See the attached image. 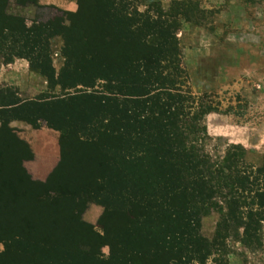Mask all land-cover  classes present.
<instances>
[{"label":"trees","instance_id":"16d2710c","mask_svg":"<svg viewBox=\"0 0 264 264\" xmlns=\"http://www.w3.org/2000/svg\"><path fill=\"white\" fill-rule=\"evenodd\" d=\"M9 1L51 13L27 25L7 12ZM174 1L158 12L140 11L134 0H76L68 12L38 0H0V65L21 58L45 79V91L30 99L0 84V149L24 146L11 120L59 132V160L45 180H29L19 165L0 191L12 198L41 185L35 202H42L53 175L64 183L52 191L58 208L34 207L30 247L19 244L29 241L24 232L0 237V264H59L51 245L64 249L60 264H228L235 245L260 247L264 146L257 166L237 143L216 155L204 149L203 117L218 103L189 90L176 38L178 17L202 10ZM54 37L62 41L57 71L49 57ZM95 196L105 208L100 234L80 217ZM211 211L217 218L205 238L200 220Z\"/></svg>","mask_w":264,"mask_h":264},{"label":"rangeland","instance_id":"374dc122","mask_svg":"<svg viewBox=\"0 0 264 264\" xmlns=\"http://www.w3.org/2000/svg\"><path fill=\"white\" fill-rule=\"evenodd\" d=\"M134 1L140 11L158 12L168 10L175 2L174 0ZM189 3L202 11L196 14L189 12L187 20L178 17L176 38L181 63L187 76V86L195 97L218 103L217 112H208L203 117L208 136L204 149L209 154L216 155L223 149L225 143H237L248 150V161L257 166L260 164V155L264 146V0H189ZM42 5L61 9L55 1L53 5ZM7 12L21 16L28 25L37 16L40 18L44 14L49 15L51 9H35L31 5L21 7L9 1ZM61 46L60 37L51 39L49 57L54 71L61 66ZM9 71V68L6 69V72ZM27 72L30 74L28 82L17 85V81L11 77V81L16 85H9L15 88L22 99L35 98L45 91V79L29 71L28 68ZM21 85L23 87L19 89L18 86ZM229 106L230 109L226 112ZM18 150L19 148L16 150L10 143L0 149V152H3L0 180L5 179L6 176L12 177L16 173L22 160L21 151ZM51 178L53 182L47 187L51 188L47 192L49 200L36 201L39 203L35 202V196L42 191L41 185H36L34 190L26 186L25 191H17L12 198L5 190L0 191L4 200L3 205L0 202V237L8 236L11 231L21 234L24 232L23 234L29 237V241L27 242L24 236L19 244L26 248L31 246L34 234L32 235L30 229L38 221L33 215L36 213L34 207L42 206V213L58 208L52 206L55 197L52 191L61 189L64 183L59 181L58 172ZM77 184L78 180L75 185ZM59 197L64 198L63 195ZM64 199L59 201L62 207L66 203ZM98 200L99 197L95 196L86 201L80 217L100 234L102 232L98 220L105 208L104 205L97 203ZM216 218L217 213L214 211L201 218L200 233L203 237H211ZM51 246L50 250L54 256H59L60 264L65 256V253L62 254L64 249L61 245ZM235 246L236 248H233L235 254H229L228 264H264V226L260 247L246 249ZM3 249L4 245L0 241V252ZM100 252L106 256L107 247H101Z\"/></svg>","mask_w":264,"mask_h":264},{"label":"crops","instance_id":"0c3cea01","mask_svg":"<svg viewBox=\"0 0 264 264\" xmlns=\"http://www.w3.org/2000/svg\"><path fill=\"white\" fill-rule=\"evenodd\" d=\"M54 1L62 10L73 11L76 7V0H38V4L53 5ZM8 68L10 71L6 72ZM11 77L17 81V85L30 80L24 59H14L5 67H0V84L13 85ZM18 87L21 89L23 86ZM7 126L14 136L24 143V146H19L22 156L20 166L25 175L32 181L43 182L59 160V132L44 124L31 125L22 120H11Z\"/></svg>","mask_w":264,"mask_h":264}]
</instances>
